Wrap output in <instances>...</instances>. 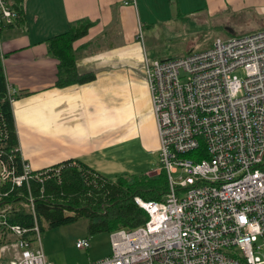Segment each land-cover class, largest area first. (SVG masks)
Listing matches in <instances>:
<instances>
[{
    "label": "built area",
    "instance_id": "1",
    "mask_svg": "<svg viewBox=\"0 0 264 264\" xmlns=\"http://www.w3.org/2000/svg\"><path fill=\"white\" fill-rule=\"evenodd\" d=\"M0 0V32L20 16ZM158 134L163 199L136 195L145 223L110 232L111 254L84 264H264V28L216 37L185 55L146 61ZM18 89L7 79L13 102ZM0 109V124H1ZM0 148V225L17 238L4 243L10 264H53L46 256L34 208L33 180L61 181V166L22 171ZM7 182L26 184L33 226L9 221ZM90 238L77 241L88 248Z\"/></svg>",
    "mask_w": 264,
    "mask_h": 264
},
{
    "label": "crops",
    "instance_id": "2",
    "mask_svg": "<svg viewBox=\"0 0 264 264\" xmlns=\"http://www.w3.org/2000/svg\"><path fill=\"white\" fill-rule=\"evenodd\" d=\"M24 15L0 32L5 74L19 94L12 105L22 156L36 169L77 158L116 176L152 172L150 162L144 169L142 153L158 154L145 66L172 54L150 47L147 33L188 18H215L229 35L258 30L264 28V0H24ZM81 20L92 25L74 41L77 70L95 77L58 86L59 61L47 40ZM243 23L252 27L239 31ZM63 226L41 232L53 264H84L111 254L109 231L87 230L70 245ZM84 237L91 242L86 249L77 246ZM10 253L0 246V264H10ZM2 254L9 255L8 263Z\"/></svg>",
    "mask_w": 264,
    "mask_h": 264
},
{
    "label": "trees",
    "instance_id": "3",
    "mask_svg": "<svg viewBox=\"0 0 264 264\" xmlns=\"http://www.w3.org/2000/svg\"><path fill=\"white\" fill-rule=\"evenodd\" d=\"M13 4L20 13V20H23L24 0H14ZM13 24L3 26L2 29ZM91 25L89 20L78 21L70 25L66 32L47 40L50 53L59 61L56 85L65 86L94 79V73L78 72L77 51L74 47V41L86 34ZM18 95L17 93L16 97ZM0 109V148L7 158L12 157L8 159L9 164H15L16 170L21 172L23 156L12 101L7 96V77L1 50ZM58 165L62 170L61 181L57 182L56 177L45 180L44 195L40 192V181L33 180L31 183L34 208L41 230L63 225L81 215L88 217L87 230L91 235L100 231L111 232L120 227L134 228L149 218L148 212L136 202L135 196L161 200L168 187L164 168L154 176L132 174L133 178L130 179L127 173L108 176L77 158H69L52 166ZM11 186L10 182L1 186L3 192L8 191L2 198V204L10 205L9 221L33 226L35 216L29 200L28 186L25 183ZM67 210L73 213H67ZM16 238L10 229L0 225V245Z\"/></svg>",
    "mask_w": 264,
    "mask_h": 264
},
{
    "label": "rangeland",
    "instance_id": "4",
    "mask_svg": "<svg viewBox=\"0 0 264 264\" xmlns=\"http://www.w3.org/2000/svg\"><path fill=\"white\" fill-rule=\"evenodd\" d=\"M202 20L199 19V21L188 18L187 20H179L178 25L173 26H165L161 28H158L155 31H151L147 33L146 39L148 40V44L152 48H156L162 52H166L168 55L166 57L170 56H177V55H185L186 53L190 51H197L201 50L203 48L208 47L213 40L216 37H229L230 32L226 31L225 27L219 22L215 21V18H208L207 22H202ZM230 21L235 23L238 27L239 22L236 18H232ZM251 23H243L240 24V27L238 28L239 31H242L244 29L251 28ZM155 28V27H154ZM242 32H236V34H241ZM246 33V32H244ZM232 34V33H231ZM142 158L145 160V166L148 167L149 162L150 166L154 169L150 173H145L138 170H130L133 172H138V175L147 174V175H157L159 174L161 167H158L160 165V156L159 153H142ZM158 167V168H156ZM144 171V170H143ZM142 172V173H140ZM132 172H128L126 175L129 176L128 178H133L131 175ZM114 173L108 174V176H114ZM67 213H73V211H66ZM87 224H88V217L81 215L77 219L63 224V228H65L64 235L67 236V244L72 245V242L76 243V240L79 236H81L83 233H87ZM47 230L49 229L48 227ZM44 230V229H43ZM41 230V232H44ZM2 246V245H0ZM86 249V248H85ZM86 251V250H85ZM10 254H12V251L10 250ZM9 254V253H8ZM8 254H2L1 260L4 262H9V255Z\"/></svg>",
    "mask_w": 264,
    "mask_h": 264
}]
</instances>
